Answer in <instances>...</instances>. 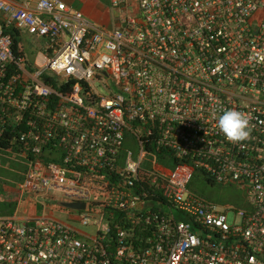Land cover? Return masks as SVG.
<instances>
[{"label":"built area","instance_id":"built-area-1","mask_svg":"<svg viewBox=\"0 0 264 264\" xmlns=\"http://www.w3.org/2000/svg\"><path fill=\"white\" fill-rule=\"evenodd\" d=\"M21 1L0 0V169L42 210L0 217V264H264V0H108L112 27ZM224 109L250 115L243 147Z\"/></svg>","mask_w":264,"mask_h":264},{"label":"rangeland","instance_id":"rangeland-1","mask_svg":"<svg viewBox=\"0 0 264 264\" xmlns=\"http://www.w3.org/2000/svg\"><path fill=\"white\" fill-rule=\"evenodd\" d=\"M81 1V0H80ZM92 7V10L88 12L86 15L91 21L97 22L103 26H113L116 19L118 18V12L115 9L110 8L108 0H92L89 3ZM82 4L80 2H74L73 7L79 6ZM80 7V6H79ZM76 8V7H75ZM77 9V8H76ZM96 20H94V19ZM127 150L132 151L135 153L137 151V147L135 144L127 143L125 145ZM0 163L2 166L6 165V161L0 158ZM9 168L11 171L0 169V217L2 216H10L14 215L15 212L17 213L16 204L12 202L8 196V191L14 187V184L11 183L15 181V177L18 176L12 172L14 170V165L12 163H8ZM16 169H19L16 167ZM16 175V176H15ZM20 177V176H18ZM17 180V179H16ZM189 189L196 191L202 197L206 198L207 200L211 201L215 205H228L234 208H244L246 209V202H245V194L242 189L232 185V186H222V185H211L207 184L206 182L200 180L199 177L193 178L191 183L189 184ZM26 196V195H24ZM23 196V197H24ZM28 198V199H27ZM30 197L24 198L22 201V207L29 203L30 209L33 210L34 214H40L42 208L37 204H33ZM21 201V202H22ZM17 210V211H16ZM48 213H52L54 216L64 219V215L58 212H52V208L47 209ZM21 213V212H20ZM32 213V212H31Z\"/></svg>","mask_w":264,"mask_h":264},{"label":"clouds","instance_id":"clouds-1","mask_svg":"<svg viewBox=\"0 0 264 264\" xmlns=\"http://www.w3.org/2000/svg\"><path fill=\"white\" fill-rule=\"evenodd\" d=\"M250 115L243 111L235 109H224L216 120V124L220 132L225 138L233 143H240L243 147L244 141L251 137Z\"/></svg>","mask_w":264,"mask_h":264},{"label":"crops","instance_id":"crops-1","mask_svg":"<svg viewBox=\"0 0 264 264\" xmlns=\"http://www.w3.org/2000/svg\"><path fill=\"white\" fill-rule=\"evenodd\" d=\"M7 1H9V2H11V3H15V4H18V5H22L23 4V2L21 1V0H7ZM62 2H64L65 4H68V5H74V2H80L81 4H82V6L81 5H79V6H75L78 10H80L85 16L88 14V12L90 11V10H92V7H91V5L89 4L92 0H61ZM94 19V18H93ZM94 20H96V19H94ZM17 167V166H16ZM16 167H14L15 169H16ZM16 176V175H15ZM18 176H20V175H18ZM18 176H16L15 177V182H19L20 180H21V176L20 177H18ZM17 179V180H16ZM26 197H30V203H31V201L33 202V204L35 203L34 202V200L32 199V197L31 196H29V195H26V196H22L21 197V200H20V202H19V204H18V206L16 207V209L18 210H16L17 211V213L15 212V214L14 215H16L17 217H19V218H22V217H27V216H34V215H36V213L34 214V212H33V210L32 209H30V207H29V203H26V205L23 207V209H20V207H22L21 205H22V203L24 202V201H22L24 198H26ZM28 199V198H27ZM22 201V202H21ZM21 212V213H20ZM32 212V213H31ZM11 216V215H10Z\"/></svg>","mask_w":264,"mask_h":264},{"label":"trees","instance_id":"trees-1","mask_svg":"<svg viewBox=\"0 0 264 264\" xmlns=\"http://www.w3.org/2000/svg\"><path fill=\"white\" fill-rule=\"evenodd\" d=\"M5 33L9 34L12 38V48L13 50H17L18 45L20 44V37L18 35V32L12 28H6ZM1 145V144H0Z\"/></svg>","mask_w":264,"mask_h":264},{"label":"water","instance_id":"water-1","mask_svg":"<svg viewBox=\"0 0 264 264\" xmlns=\"http://www.w3.org/2000/svg\"><path fill=\"white\" fill-rule=\"evenodd\" d=\"M63 206L67 208H82L83 207L82 204H64Z\"/></svg>","mask_w":264,"mask_h":264}]
</instances>
